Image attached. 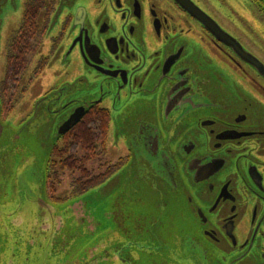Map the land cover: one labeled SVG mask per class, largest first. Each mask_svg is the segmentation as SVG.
I'll list each match as a JSON object with an SVG mask.
<instances>
[{
    "label": "flooded vegetation",
    "instance_id": "1",
    "mask_svg": "<svg viewBox=\"0 0 264 264\" xmlns=\"http://www.w3.org/2000/svg\"><path fill=\"white\" fill-rule=\"evenodd\" d=\"M190 1L254 55L215 9L245 3L264 13V0ZM27 10L36 27L27 91L55 70L57 88L81 82L110 120L136 104L152 112L156 128L143 130L142 146H157L160 155L150 152L166 169H179L215 262L264 264V79L175 0H0L4 68Z\"/></svg>",
    "mask_w": 264,
    "mask_h": 264
},
{
    "label": "water",
    "instance_id": "2",
    "mask_svg": "<svg viewBox=\"0 0 264 264\" xmlns=\"http://www.w3.org/2000/svg\"><path fill=\"white\" fill-rule=\"evenodd\" d=\"M175 1L264 79V64L235 38L190 0ZM75 85L66 87L67 92L81 88V82ZM64 89L40 99L29 118L34 121L48 105L46 113L64 114L41 159L19 147L22 133L2 120L0 103V264H217L195 232L193 219L199 211L179 169H166L150 152L160 155L157 146H142L141 133L152 132L156 123L152 112L139 104L125 111L118 126L124 130L130 161L148 180L129 181V193L113 196L102 213L92 209V192L65 203L48 199L47 167L55 144L100 102L87 97L73 107L75 101H60Z\"/></svg>",
    "mask_w": 264,
    "mask_h": 264
},
{
    "label": "rangeland",
    "instance_id": "3",
    "mask_svg": "<svg viewBox=\"0 0 264 264\" xmlns=\"http://www.w3.org/2000/svg\"><path fill=\"white\" fill-rule=\"evenodd\" d=\"M243 5L244 6L242 9L236 8V12H234V10L232 9H229L227 5L226 7L220 5L221 9L223 7L226 12H223L220 8L219 10L215 9V12L222 18V22L218 19L221 22L222 26L225 29L230 30L232 33H235L237 36H240L241 43L255 56H257L264 62V13L254 8H248V5L246 6L245 3H243ZM15 7H17L18 10L19 3ZM223 18L225 20L233 19L231 21H235L237 25L232 26L227 22H231L230 20L223 21ZM52 71L54 73L50 72L42 76L37 81L34 88H30L28 91L26 88V81L28 79L27 73L22 79V83L19 88L10 91L8 93V97H3L0 92V99L2 103L4 101V106L2 105V120L6 121V123H8L13 130L19 131V136L22 133L19 140V147L24 148L29 154L35 155L38 159H41L44 153H46V149H49L53 144L56 125L60 123L64 117L62 111H60L56 115H50L46 113L51 110L48 105V107H44L40 110V112L44 113H41L34 121L29 120V118L32 117V114H34V107L40 102V99H43L44 96L47 95H43L44 92H46V90L51 87L56 88L51 92L65 87L64 91L66 93L60 101L62 103H68V101L70 100L75 101V103L72 105L73 107L78 105L79 101L90 97L87 90L83 86H81V88L79 89L71 88L73 91L67 92L66 87H70L71 84L75 85L77 83L76 81L71 82V84H63L59 88H57L62 80L58 71ZM3 73V54H0V80H2ZM242 75L246 76V78L242 77V79L246 80L247 83L252 85L251 81H254L252 76L246 72ZM229 85L230 83L226 84V86ZM75 86L80 87V85ZM23 89H25L26 92H22ZM8 107H12V112L10 115H8ZM28 121L30 122L28 123ZM117 127L118 120H116V118H112V120H110L109 141L106 146L107 154L101 155L100 157L97 156L87 165V168L93 174H101L107 167L116 164L122 159L127 158L126 142L122 140L124 139V137L118 132ZM15 157H19V155H15ZM130 158L106 182L98 186V188L89 190L87 192H92V209L95 212L102 213L103 211H105L107 208L106 202H108L109 199H111L113 196L117 194L120 195V193L123 191H125L127 195L129 193V181H133L135 177L146 179V181L148 180L145 174L141 172L138 165L130 161ZM75 176V174H69L67 172L59 174V183L54 185L56 198L63 199L72 197V181ZM49 190V186L47 185L46 193L48 199H50ZM150 191L154 192L153 190ZM77 197L71 198L65 202L71 201ZM140 197H144L143 191L141 192ZM152 201L153 199L149 200V202ZM145 207L148 208L147 205H145Z\"/></svg>",
    "mask_w": 264,
    "mask_h": 264
},
{
    "label": "trees",
    "instance_id": "4",
    "mask_svg": "<svg viewBox=\"0 0 264 264\" xmlns=\"http://www.w3.org/2000/svg\"><path fill=\"white\" fill-rule=\"evenodd\" d=\"M29 11L24 15L17 38H14L7 54L3 80L0 92L3 97L13 88H19L28 66V52L32 49V41L36 35L35 24H30ZM31 28L32 30H29ZM25 89L22 90L24 92ZM6 104V103H5ZM7 105V104H6ZM4 106V101H3ZM12 107H8V113ZM110 117L102 107L94 106L86 115L69 130L54 146L47 167V185L49 186L52 202L61 203L71 198L83 195L89 190L98 188L106 182L125 162L120 160L107 167L101 174H93L87 165L97 156L106 155L109 141ZM67 172L75 174L73 179V193L70 198L55 197V184L59 183V174ZM47 188V186H46Z\"/></svg>",
    "mask_w": 264,
    "mask_h": 264
}]
</instances>
